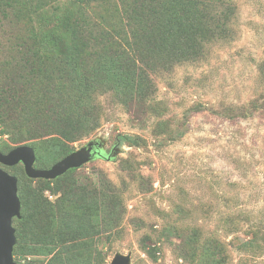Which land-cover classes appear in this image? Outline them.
<instances>
[{"label":"rangeland","instance_id":"obj_1","mask_svg":"<svg viewBox=\"0 0 264 264\" xmlns=\"http://www.w3.org/2000/svg\"><path fill=\"white\" fill-rule=\"evenodd\" d=\"M233 1L234 37L211 45L205 58L152 74V99L98 90L100 120L92 132L72 142L55 134L27 142L38 169L60 161L63 146L72 153L100 138L105 153L115 148L110 160H93L72 176L89 177L100 197L114 195L115 208L124 209L110 231L101 207L85 213L98 222L95 264H110L118 253L130 254L132 264H264V0ZM63 3L0 6V88L31 79L23 60L33 43L27 28L39 37L55 30L56 6L64 12ZM130 44L115 46L128 52ZM105 46L85 49L86 64L98 72L102 56L122 54ZM119 135L138 143L118 142ZM0 144L5 153L15 147L6 135ZM4 169L18 178L20 191L35 187L23 164ZM52 188L44 195L55 203L61 193ZM39 221L42 233L57 230L50 220ZM36 241L34 254L15 257L18 264H48L54 253ZM64 241L83 251L88 238L73 232Z\"/></svg>","mask_w":264,"mask_h":264},{"label":"trees","instance_id":"obj_2","mask_svg":"<svg viewBox=\"0 0 264 264\" xmlns=\"http://www.w3.org/2000/svg\"><path fill=\"white\" fill-rule=\"evenodd\" d=\"M44 1L49 0L38 3ZM51 1H65L68 6L63 3L64 12L56 6L58 25L43 33V37L33 26L27 28L33 43L29 49L26 47L23 60L33 80L26 78L23 86L0 88V135L10 137L15 145L10 151L44 134H55L71 142L83 137L99 125L95 104L98 90H114L144 101L152 99L156 94L152 74L205 58L211 45L235 35L237 8L233 0ZM19 3L28 7L34 0H0V6L13 10ZM111 40L119 48L131 43L132 49L123 51ZM106 42L122 54L102 56L98 72L86 64L85 49L95 43L108 50ZM117 141L138 143L128 135H119ZM1 145L0 151L7 154ZM61 151L60 160L71 153L67 146ZM77 170L56 180L28 178L35 187H23L21 191L19 188L22 218L13 221V225H21L17 229L14 226V257L22 259L34 254L30 242L37 238L48 254L54 253L48 264H95L92 250L97 233L93 232L98 222L85 213L94 206L101 207L102 224L108 230L121 219L124 209L115 208L118 200L114 195L100 197L101 189L89 177H72ZM52 184L61 193L55 203L44 195L53 189ZM42 218L50 220L57 230L42 233ZM73 232L88 238L83 251L64 241Z\"/></svg>","mask_w":264,"mask_h":264},{"label":"water","instance_id":"obj_3","mask_svg":"<svg viewBox=\"0 0 264 264\" xmlns=\"http://www.w3.org/2000/svg\"><path fill=\"white\" fill-rule=\"evenodd\" d=\"M105 142L98 138L70 153L48 169L35 167L36 154L33 147L21 145L7 154L0 151V164L14 167L23 164L26 175L31 179L56 180L72 169H80L105 153ZM111 156L107 159L110 160ZM22 218V201L19 195V180L0 167V264H18L14 257L17 245L14 219ZM110 264H132L130 254H116Z\"/></svg>","mask_w":264,"mask_h":264},{"label":"flooded vegetation","instance_id":"obj_4","mask_svg":"<svg viewBox=\"0 0 264 264\" xmlns=\"http://www.w3.org/2000/svg\"><path fill=\"white\" fill-rule=\"evenodd\" d=\"M106 145V144H105ZM105 149V148H104ZM115 148H112V150L110 151V153L109 154H107V153H104L103 151H100L101 152V155H100V157L99 156H97V157H95V159L94 160H96V159H106L107 160V156H109L113 151H115L114 150ZM106 151V150H105Z\"/></svg>","mask_w":264,"mask_h":264}]
</instances>
